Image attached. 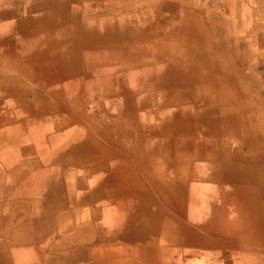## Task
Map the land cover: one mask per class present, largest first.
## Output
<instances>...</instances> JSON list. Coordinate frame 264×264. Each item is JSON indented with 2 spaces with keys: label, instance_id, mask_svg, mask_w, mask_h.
Returning a JSON list of instances; mask_svg holds the SVG:
<instances>
[{
  "label": "crops",
  "instance_id": "1",
  "mask_svg": "<svg viewBox=\"0 0 264 264\" xmlns=\"http://www.w3.org/2000/svg\"><path fill=\"white\" fill-rule=\"evenodd\" d=\"M162 2L0 0V264L264 263Z\"/></svg>",
  "mask_w": 264,
  "mask_h": 264
},
{
  "label": "rangeland",
  "instance_id": "2",
  "mask_svg": "<svg viewBox=\"0 0 264 264\" xmlns=\"http://www.w3.org/2000/svg\"><path fill=\"white\" fill-rule=\"evenodd\" d=\"M164 11L168 31L162 54L182 59L184 78H198L200 91L209 95L199 107L218 111L205 116L209 121L199 120L214 142L202 149L224 161L227 173L234 165L240 169L234 180L231 173L226 176L237 184L226 186L231 191L223 195L235 216L228 233L264 255V0H165ZM111 36L107 43L113 42ZM174 48L180 50L171 52ZM143 50L125 58L143 55ZM173 66L167 74L178 75ZM240 210L245 217L235 215ZM239 220L241 225L234 223Z\"/></svg>",
  "mask_w": 264,
  "mask_h": 264
}]
</instances>
